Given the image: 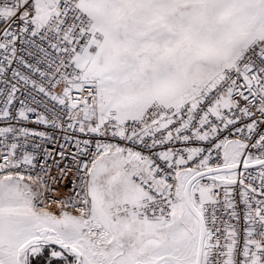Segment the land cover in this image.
<instances>
[{
	"label": "snow or ice",
	"instance_id": "obj_1",
	"mask_svg": "<svg viewBox=\"0 0 264 264\" xmlns=\"http://www.w3.org/2000/svg\"><path fill=\"white\" fill-rule=\"evenodd\" d=\"M0 264H264V0H0Z\"/></svg>",
	"mask_w": 264,
	"mask_h": 264
}]
</instances>
